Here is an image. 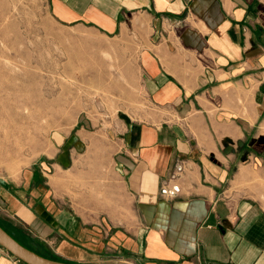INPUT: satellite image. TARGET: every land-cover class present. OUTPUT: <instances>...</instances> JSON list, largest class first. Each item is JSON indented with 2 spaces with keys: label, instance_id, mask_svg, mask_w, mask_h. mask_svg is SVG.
Here are the masks:
<instances>
[{
  "label": "crops",
  "instance_id": "1",
  "mask_svg": "<svg viewBox=\"0 0 264 264\" xmlns=\"http://www.w3.org/2000/svg\"><path fill=\"white\" fill-rule=\"evenodd\" d=\"M49 7L62 24L122 40L141 93L107 130L108 170L79 153L98 133L84 114L52 173L1 184L31 239L81 264H264V0ZM166 183L176 196L160 194Z\"/></svg>",
  "mask_w": 264,
  "mask_h": 264
},
{
  "label": "rangeland",
  "instance_id": "2",
  "mask_svg": "<svg viewBox=\"0 0 264 264\" xmlns=\"http://www.w3.org/2000/svg\"><path fill=\"white\" fill-rule=\"evenodd\" d=\"M0 39L2 71L17 74L15 81L26 85L13 97L10 90L0 93V121L6 124L0 128V186L20 182L33 170L37 180L43 172L52 173L62 143L84 114L98 133L88 136L89 146L79 153L104 156L108 170L112 135L107 130L118 110L135 104L129 92L135 97L141 93L134 53L124 50L120 39L58 22L49 0H0ZM12 125H22V134L4 138L5 128ZM96 135L99 142L94 148L91 137ZM5 146H14L16 156L7 157L8 152H2ZM0 221L22 234L37 253L69 262L57 257L56 244L52 250L46 243L34 242L32 228L8 211L1 196ZM0 249L9 256L5 264H22Z\"/></svg>",
  "mask_w": 264,
  "mask_h": 264
},
{
  "label": "water",
  "instance_id": "3",
  "mask_svg": "<svg viewBox=\"0 0 264 264\" xmlns=\"http://www.w3.org/2000/svg\"><path fill=\"white\" fill-rule=\"evenodd\" d=\"M3 182V180H0ZM0 247L23 264H81L53 259L37 253L16 240L0 225Z\"/></svg>",
  "mask_w": 264,
  "mask_h": 264
},
{
  "label": "bare ground",
  "instance_id": "4",
  "mask_svg": "<svg viewBox=\"0 0 264 264\" xmlns=\"http://www.w3.org/2000/svg\"><path fill=\"white\" fill-rule=\"evenodd\" d=\"M6 44H7V42L5 43V45ZM8 46L9 45H7V47ZM3 68L4 67H2L0 65V93L4 92V94H5V92L7 93V90H10L11 97H13V95L16 94L17 92L22 91V90H26V85L18 84L15 81V78L18 77L17 74H12L9 72H3L2 71ZM12 78H13V80H11ZM27 80H29V79H27ZM30 82H31V80H30ZM29 86H30V84H29ZM2 112L4 113L3 110H2ZM3 123L4 122L0 121V128L6 126V124L5 123L3 124ZM22 128H23L22 125L18 126V127L16 125L8 126L7 128H5V132H3L4 138L10 137V136H15V135L19 137V134H22ZM0 137H1V135H0ZM3 146H2V148H3ZM5 147H6L5 149H2V152L7 151L8 152L7 157L12 158V157L16 156V155H13V153L16 152V150H14V148H13L14 146L13 147L12 146H5Z\"/></svg>",
  "mask_w": 264,
  "mask_h": 264
},
{
  "label": "built area",
  "instance_id": "5",
  "mask_svg": "<svg viewBox=\"0 0 264 264\" xmlns=\"http://www.w3.org/2000/svg\"><path fill=\"white\" fill-rule=\"evenodd\" d=\"M176 170L181 171L182 165L178 164L176 166ZM178 191H179V185L177 183H173L171 185H168L166 183L163 186H161V188H160V194L164 197H167V198H172V197L176 196Z\"/></svg>",
  "mask_w": 264,
  "mask_h": 264
},
{
  "label": "trees",
  "instance_id": "6",
  "mask_svg": "<svg viewBox=\"0 0 264 264\" xmlns=\"http://www.w3.org/2000/svg\"><path fill=\"white\" fill-rule=\"evenodd\" d=\"M0 225L9 233L11 234L16 240H18L21 244L25 245L26 247L30 248L26 241L24 240V236L22 234H18L15 230L9 229L6 224L0 221ZM26 239V238H25ZM31 249V248H30ZM23 264V263H22Z\"/></svg>",
  "mask_w": 264,
  "mask_h": 264
}]
</instances>
